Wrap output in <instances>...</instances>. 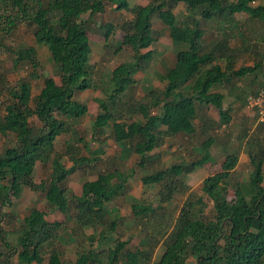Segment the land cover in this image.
<instances>
[{
	"label": "trees",
	"instance_id": "obj_1",
	"mask_svg": "<svg viewBox=\"0 0 264 264\" xmlns=\"http://www.w3.org/2000/svg\"><path fill=\"white\" fill-rule=\"evenodd\" d=\"M252 1L149 0L146 4L129 7L128 0H0V49L10 55L12 70L23 66L29 69L12 84L0 75V137H11L0 153V208L11 205L13 189L26 187L43 194L48 211L57 212L64 219L72 217L80 227L96 229V248L81 252L69 264H94L98 256L103 264H143L149 261L158 241L164 250L154 264H188V259L193 264H264V148L246 152L247 180L233 186L229 177L237 156L226 155L220 171L201 181L200 195L195 200L187 195L175 216L163 205L171 200L183 175L210 162L209 147L204 146L211 140L200 144L197 160L142 176L141 185L158 184L161 188L155 206H130L131 217L142 228L157 221L136 245L128 240L112 239L120 220L116 210L108 204L120 195L125 179L112 183L110 179L119 175L106 171L102 173L103 179L84 181L79 195L74 196L68 189L67 179L82 163L73 158L68 147L64 155L71 165L65 167L61 155L53 148L55 138L70 131L67 120L86 113L85 105L79 103L75 95L93 86L90 47L85 21L80 20L82 14L90 17L109 7L131 15L130 20L118 26L122 37L114 52L127 48L132 53V61L120 63L110 71L109 86L103 90L105 100L99 101L100 111L94 117L91 130L92 137H97L112 120L113 141L136 155L137 166H141L147 162L148 154L158 145L161 136L172 137L189 130L186 127L197 118L198 108H214L218 113L216 125L227 123L230 107L223 108L221 91L239 85L235 93L239 101L246 93L244 89L249 90L250 95L264 90L261 64L238 60L234 49L226 43L224 33V38L208 51L200 52L204 33L201 22L233 26V15L240 13L264 21V8L251 6ZM179 4L184 7V16L176 21L173 8ZM153 18L163 25L170 42L182 45L183 49L175 53L173 65L158 76V81L165 82L163 88L149 90L145 95L149 101L133 103L130 107L129 112L138 114L139 118L125 123L115 121L122 114V109L116 108L118 96L132 83L131 76L141 72L151 59V51L146 49L156 40L151 29ZM21 23L31 29L34 42L46 49L59 71V84L42 77V86L34 97H31V82L40 78L35 49H12L4 45ZM101 27L106 42L114 26L105 23ZM240 40L242 45L241 37ZM256 71L262 76L254 84L258 79ZM256 124L264 128V122ZM37 164L48 166L49 172L46 180L35 184L32 175ZM229 188H233L231 201L220 194ZM204 197L211 201L208 215L204 211ZM44 216L42 211L32 208L23 217L14 244L8 247L4 244L7 249L0 250V264L13 256L16 264H63L60 253L53 249L47 252L60 224L48 222ZM5 233L0 228V240ZM108 243L109 246L101 249Z\"/></svg>",
	"mask_w": 264,
	"mask_h": 264
},
{
	"label": "rangeland",
	"instance_id": "obj_2",
	"mask_svg": "<svg viewBox=\"0 0 264 264\" xmlns=\"http://www.w3.org/2000/svg\"><path fill=\"white\" fill-rule=\"evenodd\" d=\"M148 1L128 0V4L131 7L136 4H146ZM228 1L234 2L235 0ZM250 5L264 8V0H254ZM173 13L176 21L182 20L183 5H176L173 8ZM130 18L129 12L114 11L109 7L105 8L102 13L90 17L87 13L81 15L80 20L85 21L86 36L90 47L89 64L92 67L91 82L93 86L91 89L75 95V99L85 105L86 113L77 119L67 120L70 131L56 137L53 148L56 154L61 155L65 167L71 165L67 156L64 155L65 151L70 148L73 158L77 159L78 163H82L67 179L68 189L74 196L79 195L80 186L84 181L103 179L102 173L106 171L118 173V177L110 179L112 183H118L121 179H125L120 195L114 197L108 204L110 208L116 210L117 218L120 220L118 230L116 234L112 235V239L128 240L132 245H136L138 240L143 239L151 227L157 224V221H151L142 228L131 217L130 206H155L161 188L158 184L141 185L139 179L142 176L171 165H184L197 160L200 157V144L207 139L211 140L204 146L209 147L210 162L192 170L185 176L183 175L181 181L176 185L171 200L163 205L170 215L175 216L187 195L193 200L200 195L201 181L205 177L219 172L220 164L228 154L237 156V163L229 177L230 186L246 182L249 173L246 152L248 150L254 152L256 147L264 148V128L258 126L255 119L244 112V101L250 95L249 90L244 89L246 93L241 95L243 98L239 101L234 100L236 95L233 94L234 92L225 97L224 103H228H225L223 108L230 107L227 111L229 117L227 123L216 125L218 122L217 111L212 107L202 106L200 109L198 108L199 110L197 109V118L186 127L189 130L185 134L179 133L172 137L161 136L158 145L148 154L149 159L141 166H137L138 157L136 155L124 150L123 145L113 141L110 134L112 120L108 121L107 126L101 129V135L92 137V122L100 111L99 101L105 100L103 90L109 86L110 71L120 63L132 61V53L127 48H123L117 53L114 52L117 42L122 37L118 26ZM105 23H111L114 26L106 42L103 41L101 27ZM233 23L232 26L223 22H201L200 28L204 33L200 52L208 51L212 45L224 38V33L226 43L234 49L237 59L243 60L245 64L260 63L264 74V21L249 18L240 13L233 15ZM151 29L156 38L155 42L146 49L151 51V59L141 72H136L131 76L132 83L118 96L116 108H121L122 114L115 121L125 123L139 118L138 114L129 112L130 107L133 103L149 101V98L145 96L149 90L160 91L163 88L165 82L158 81V76L164 74L173 65L175 53L183 49L182 45L170 42L163 25L156 18L151 20ZM240 37L243 40L242 45L239 44ZM4 45L12 49L17 47L35 49L40 64L38 70L40 78L31 82V97H34L41 88L42 77L51 78L56 84H59L57 67L50 61L46 49L34 42L32 31L26 24L21 23L14 33L4 41ZM9 60L10 55L0 49V75L4 81L12 84L24 77L29 69L23 66L12 70ZM255 74H258L256 76L258 79L254 82L257 84L262 75L258 71ZM252 75L249 76L251 80L254 78ZM8 140H11V137L8 139L0 137V153L8 145ZM48 172V166L37 164L32 175L33 182L38 184L40 180H46ZM232 190L233 188H229L227 191H220V194L225 200L231 201L233 199ZM202 200L206 205L204 211L208 215L211 213V201L205 197ZM10 201V206L0 208V228L4 232L6 231L5 236H2L0 240L1 251L7 249L4 244L7 247L14 244L16 232L22 219L32 208L42 211L45 214L44 220L60 224L56 238L50 243L47 252L53 249L60 253L63 264L72 263L81 252L93 251L96 248L97 230L89 226L80 227L75 223L74 218L64 219L59 213L48 211L41 192H33L26 187H16L10 193ZM109 244H103L101 249H105ZM163 250V245L158 241L152 250L149 261L143 264H154ZM43 258L46 259V255ZM187 261L188 264H193L191 259ZM5 264H16L15 257H11ZM94 264H103L102 258L98 256Z\"/></svg>",
	"mask_w": 264,
	"mask_h": 264
},
{
	"label": "built area",
	"instance_id": "obj_3",
	"mask_svg": "<svg viewBox=\"0 0 264 264\" xmlns=\"http://www.w3.org/2000/svg\"><path fill=\"white\" fill-rule=\"evenodd\" d=\"M244 112L255 119V123L264 122V90L257 91L254 95L246 97Z\"/></svg>",
	"mask_w": 264,
	"mask_h": 264
},
{
	"label": "crops",
	"instance_id": "obj_4",
	"mask_svg": "<svg viewBox=\"0 0 264 264\" xmlns=\"http://www.w3.org/2000/svg\"><path fill=\"white\" fill-rule=\"evenodd\" d=\"M237 90H238V86H237V87L235 86V88L230 89V90H228V91H226V92H225V90H224V91H221L220 93L223 94V97H224L223 100L221 101V104H222V105H224L225 103L227 104L228 102H225V103H224L225 97H226V96H229V95H230L231 93H233V92H234L233 94H235V91H237ZM216 91L219 92L220 90L217 89ZM234 100H235V96H234Z\"/></svg>",
	"mask_w": 264,
	"mask_h": 264
}]
</instances>
